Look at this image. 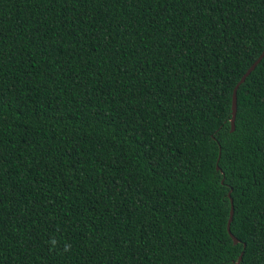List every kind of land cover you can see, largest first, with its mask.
<instances>
[{
  "label": "trees",
  "instance_id": "16d2710c",
  "mask_svg": "<svg viewBox=\"0 0 264 264\" xmlns=\"http://www.w3.org/2000/svg\"><path fill=\"white\" fill-rule=\"evenodd\" d=\"M263 47L264 0H0V264H264Z\"/></svg>",
  "mask_w": 264,
  "mask_h": 264
},
{
  "label": "water",
  "instance_id": "95a60500",
  "mask_svg": "<svg viewBox=\"0 0 264 264\" xmlns=\"http://www.w3.org/2000/svg\"><path fill=\"white\" fill-rule=\"evenodd\" d=\"M263 55H264V47L261 50V52L259 53V55L256 57V59L246 68V70L240 76V78L238 79L237 83L234 85V87L232 89L231 100H230V119H229L230 130L233 129V120H234V115H235V91H236V88L241 82H243L245 77L254 68V66L259 62V60L261 59V57ZM231 216H232V207L230 206L229 214H228V218H227V222H226V231L229 234L230 238L232 239V242L236 243L237 239L229 231V222H230ZM240 257H241V253L238 255L237 261L240 259Z\"/></svg>",
  "mask_w": 264,
  "mask_h": 264
},
{
  "label": "clouds",
  "instance_id": "9594fccd",
  "mask_svg": "<svg viewBox=\"0 0 264 264\" xmlns=\"http://www.w3.org/2000/svg\"><path fill=\"white\" fill-rule=\"evenodd\" d=\"M67 250V249H66Z\"/></svg>",
  "mask_w": 264,
  "mask_h": 264
}]
</instances>
